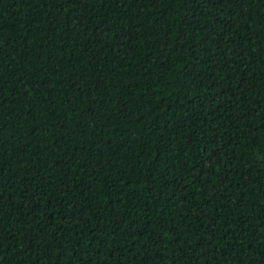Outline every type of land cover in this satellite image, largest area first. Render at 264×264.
I'll return each instance as SVG.
<instances>
[{
  "label": "trees",
  "instance_id": "1",
  "mask_svg": "<svg viewBox=\"0 0 264 264\" xmlns=\"http://www.w3.org/2000/svg\"><path fill=\"white\" fill-rule=\"evenodd\" d=\"M0 264H264V0H0Z\"/></svg>",
  "mask_w": 264,
  "mask_h": 264
}]
</instances>
